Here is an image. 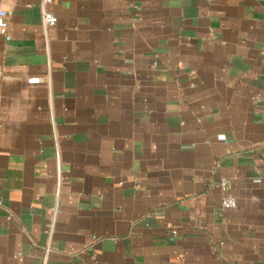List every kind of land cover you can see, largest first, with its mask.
<instances>
[{
  "label": "crops",
  "instance_id": "obj_1",
  "mask_svg": "<svg viewBox=\"0 0 264 264\" xmlns=\"http://www.w3.org/2000/svg\"><path fill=\"white\" fill-rule=\"evenodd\" d=\"M0 9V264H264V0Z\"/></svg>",
  "mask_w": 264,
  "mask_h": 264
},
{
  "label": "built area",
  "instance_id": "obj_2",
  "mask_svg": "<svg viewBox=\"0 0 264 264\" xmlns=\"http://www.w3.org/2000/svg\"><path fill=\"white\" fill-rule=\"evenodd\" d=\"M52 0H42L43 6H47L48 4H51ZM8 17L9 14L6 10L0 9V35L6 36L7 41L11 39L9 36V30H8ZM58 22V19L56 16H54L50 12H46L44 15V27H50V26H55ZM41 80L39 78H34L29 80L30 84H39ZM221 185L223 187H226L227 185V180L222 179ZM222 207L223 209H231L236 207V200L234 197H226L224 198L222 202Z\"/></svg>",
  "mask_w": 264,
  "mask_h": 264
}]
</instances>
